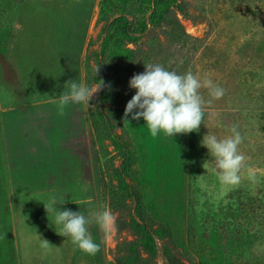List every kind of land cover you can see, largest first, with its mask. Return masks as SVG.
<instances>
[{
    "label": "rangeland",
    "instance_id": "obj_1",
    "mask_svg": "<svg viewBox=\"0 0 264 264\" xmlns=\"http://www.w3.org/2000/svg\"><path fill=\"white\" fill-rule=\"evenodd\" d=\"M21 1L0 0V50ZM106 8L89 46L86 84L98 85L102 74L114 95L104 103L101 89L90 101L96 106L101 194L117 218L109 232L101 230V264H264V0H108ZM118 16L147 25L127 43L134 52L126 58L101 49L107 24ZM147 63L191 71L224 89L220 99L200 89L205 104L198 131L170 137L161 130L153 137L143 117L129 114L125 121L137 91L129 81ZM233 125L243 137L239 151L246 167L238 186L224 187L201 141L208 132L226 138ZM117 134L136 152V177L129 181L141 197L139 212L136 199L117 187ZM133 216L154 230V248L142 242ZM0 264H17L1 142Z\"/></svg>",
    "mask_w": 264,
    "mask_h": 264
},
{
    "label": "crops",
    "instance_id": "obj_2",
    "mask_svg": "<svg viewBox=\"0 0 264 264\" xmlns=\"http://www.w3.org/2000/svg\"><path fill=\"white\" fill-rule=\"evenodd\" d=\"M104 0H22L0 50V142L17 264H101V229L88 225L100 251L89 255L57 231L56 209L90 211L103 205L99 135L90 107L56 101L75 80L87 86L89 46ZM44 201V202H43ZM65 201L64 204L61 203ZM57 229V230H56ZM51 244L41 247V240Z\"/></svg>",
    "mask_w": 264,
    "mask_h": 264
},
{
    "label": "clouds",
    "instance_id": "obj_3",
    "mask_svg": "<svg viewBox=\"0 0 264 264\" xmlns=\"http://www.w3.org/2000/svg\"><path fill=\"white\" fill-rule=\"evenodd\" d=\"M99 70L100 66L95 69L96 75ZM99 81L100 83L93 87L77 83L75 80L67 81L65 86L69 90L63 92L56 101L58 114L63 116L66 106L70 103H83L85 110L95 108L90 101L94 94L105 87L103 80ZM129 86L137 91L127 102L124 119L128 121L129 114L133 120L143 117L153 137L161 130L170 137L178 133L198 131L204 118L205 104L200 89H208L213 99H220L224 95V89L214 84L211 79L202 81L191 71L178 74L158 63L145 64V71L134 74ZM207 103H211V100ZM231 133L232 135L219 139L208 132L201 141L214 158L219 182L224 187L238 186L241 183V172L246 167V157L239 151L243 137L238 131V125L231 127ZM248 178L255 181V172L249 170ZM56 203L57 198L53 196L47 203L44 202V206L48 216L55 215V221L52 223L55 226H62L57 232L70 237L73 244L83 252L89 255L97 254L100 251V244L94 242L88 225L94 222L107 233L115 227L116 216L103 205L99 210L90 211L88 216H85L81 211L71 209L58 211ZM64 203L65 201L61 205ZM50 244L47 239L41 240V247L45 249Z\"/></svg>",
    "mask_w": 264,
    "mask_h": 264
},
{
    "label": "trees",
    "instance_id": "obj_4",
    "mask_svg": "<svg viewBox=\"0 0 264 264\" xmlns=\"http://www.w3.org/2000/svg\"><path fill=\"white\" fill-rule=\"evenodd\" d=\"M104 0L101 6V15L107 11L106 3ZM146 22H141L137 26H133L127 19L123 17H116L111 20L106 28L105 35L101 42V49L103 52L109 50L113 56L121 58L130 57L134 49L127 46V43L138 40V36L142 35L147 29ZM127 41V42H126ZM100 79L103 80L105 87L102 88V100L104 103L114 99V95L108 89V82L106 78L100 74ZM115 145L117 146L121 162L114 171L115 179L118 181L117 187L120 190H125L128 196L136 199V209L139 212L142 209V201L138 191L130 183L129 177H136V152L129 146L128 141L124 140L121 134L115 135ZM133 227L137 229L138 233L142 236V242L149 248L155 247L154 230L147 224L143 217L139 220L133 216L131 219Z\"/></svg>",
    "mask_w": 264,
    "mask_h": 264
}]
</instances>
